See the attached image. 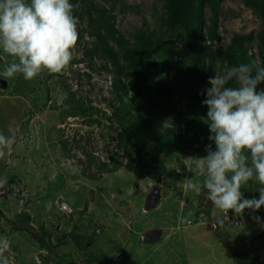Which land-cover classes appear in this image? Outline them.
<instances>
[{"label": "rangeland", "instance_id": "374dc122", "mask_svg": "<svg viewBox=\"0 0 264 264\" xmlns=\"http://www.w3.org/2000/svg\"><path fill=\"white\" fill-rule=\"evenodd\" d=\"M92 1L115 15L116 29L127 38L147 26L163 39L147 69L157 67L176 88L162 117L149 115L139 123L131 116L125 130L110 104L114 77L103 69L106 59L88 53L95 38L83 30L87 17H77L78 42L60 73L45 69L31 80L6 77L12 57L0 49V133L15 136L0 157L4 255L10 264H235L230 251L236 239L234 244L259 227L246 245L258 249L264 243V207L221 210L208 201L206 189L196 194L184 187L185 178L202 183L198 158L214 142L207 115L199 116L186 89L185 95L178 90L189 72L188 66L179 67L183 59L175 52L182 39L160 29L164 1ZM205 12L208 17L209 7ZM263 28L243 0H222L216 46L229 45L236 33L252 35L251 61L262 63ZM226 68L218 61L216 74ZM130 89L129 105L136 93ZM113 152L123 166L99 180L90 178ZM241 187L246 198H259L255 179ZM72 231L83 236L82 248Z\"/></svg>", "mask_w": 264, "mask_h": 264}, {"label": "clouds", "instance_id": "9594fccd", "mask_svg": "<svg viewBox=\"0 0 264 264\" xmlns=\"http://www.w3.org/2000/svg\"><path fill=\"white\" fill-rule=\"evenodd\" d=\"M75 7L69 0H0V49L12 57L3 75L31 80L45 69L64 70L79 36ZM208 84L202 104L215 150L206 145L207 155L198 158L202 183L185 178L184 187L196 194L206 189L208 201L221 210L258 211L264 207V88L258 87L264 84V63L252 60L226 68L209 77ZM14 143L15 136L0 133V157ZM252 179L259 182V198H246L241 191L242 183ZM7 248L0 241V264H10Z\"/></svg>", "mask_w": 264, "mask_h": 264}, {"label": "trees", "instance_id": "16d2710c", "mask_svg": "<svg viewBox=\"0 0 264 264\" xmlns=\"http://www.w3.org/2000/svg\"><path fill=\"white\" fill-rule=\"evenodd\" d=\"M76 7L74 16L85 19V30L89 36L94 37V45L88 49V53L106 59L103 69L112 73V98L110 104L113 107V115L120 119L122 127L126 130V121L134 117L136 122H145L146 116L162 117L167 108L169 96L175 90L173 84L162 75L157 67H148L149 56L157 53V44L163 39L149 27L140 28L132 39L127 38L115 27V15L108 13L104 7L96 6L92 0H69ZM165 11L160 17V29L164 34L182 39V45L176 50L183 60L179 61V67L188 66V78L178 88L182 95L188 92L192 104L196 106L199 116L207 114V106L202 104L206 98L205 91L201 87L208 84V79L216 74L215 65L218 61L227 68L238 66L241 63H250L253 55L249 54L248 43L254 41V37L248 34L236 33L227 46H216L221 41L219 31V18L221 15L222 0H163ZM113 3L121 0H112ZM263 21L264 27V0H243ZM209 7L210 15L206 17L205 9ZM259 51L264 63V28L258 34ZM78 42V41H77ZM156 66V64H154ZM168 80V81H167ZM235 86V82H230ZM130 87H135V95L130 100ZM145 96V97H143ZM141 97V98H140ZM152 105L154 107H152ZM135 110L134 112H132ZM139 149H145L139 144ZM213 150L215 144L213 143ZM109 163L101 162L95 173L88 176L99 180L103 174H110L123 166V161L117 158V152H113ZM140 158V157H139ZM76 244L83 247V236L71 233ZM241 252H234V260L239 264H264L253 257H241ZM244 254V253H243Z\"/></svg>", "mask_w": 264, "mask_h": 264}, {"label": "crops", "instance_id": "0c3cea01", "mask_svg": "<svg viewBox=\"0 0 264 264\" xmlns=\"http://www.w3.org/2000/svg\"><path fill=\"white\" fill-rule=\"evenodd\" d=\"M251 226H253V225H251ZM259 231H261V228L257 227V229L255 230V232H259ZM254 233H252L251 234L252 236H250V237H248L249 235L248 236L243 235L244 236L243 241H239V243H237V244H234V243H236L238 241V239H236V242L231 243L233 245H236V247L231 248V251H230L231 252L230 255H232L233 261H234L235 264H236V261L234 260V252L236 250L239 251V252H241L242 249H243L244 254L241 253L240 255H241V257L243 256V259L246 257V255H248V257H253L255 259V261L258 260V259H263L260 262H263L264 263V254L258 252V249H260V248L264 249V243L262 242V244L260 245V247L258 249L253 244L251 245V247H249L248 245H246L247 242H248V239L249 240H254L253 239V234ZM238 245H240V246H238ZM237 264H239V263H237Z\"/></svg>", "mask_w": 264, "mask_h": 264}, {"label": "water", "instance_id": "95a60500", "mask_svg": "<svg viewBox=\"0 0 264 264\" xmlns=\"http://www.w3.org/2000/svg\"><path fill=\"white\" fill-rule=\"evenodd\" d=\"M156 203V202H155ZM149 207V206H148Z\"/></svg>", "mask_w": 264, "mask_h": 264}]
</instances>
